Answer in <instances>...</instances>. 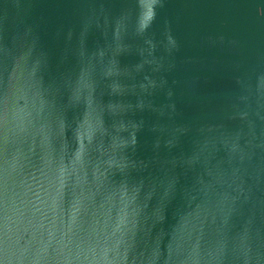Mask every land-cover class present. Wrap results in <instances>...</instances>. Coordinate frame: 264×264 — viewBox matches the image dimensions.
Here are the masks:
<instances>
[{
    "label": "water",
    "instance_id": "95a60500",
    "mask_svg": "<svg viewBox=\"0 0 264 264\" xmlns=\"http://www.w3.org/2000/svg\"><path fill=\"white\" fill-rule=\"evenodd\" d=\"M0 264H264V0H0Z\"/></svg>",
    "mask_w": 264,
    "mask_h": 264
}]
</instances>
